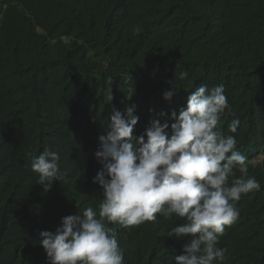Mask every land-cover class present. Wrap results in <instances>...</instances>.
Returning <instances> with one entry per match:
<instances>
[{"label":"trees","instance_id":"trees-1","mask_svg":"<svg viewBox=\"0 0 264 264\" xmlns=\"http://www.w3.org/2000/svg\"><path fill=\"white\" fill-rule=\"evenodd\" d=\"M220 84L231 111L217 128L236 137L261 189L234 202L239 216L213 264H264V0H0V264H50L39 233L98 211L94 153L114 109L133 106L134 135H142L153 113L179 114L191 91ZM46 149L60 155V178L47 192L31 167ZM184 222L157 214L106 226L125 264H175L191 237L169 231Z\"/></svg>","mask_w":264,"mask_h":264},{"label":"clouds","instance_id":"clouds-1","mask_svg":"<svg viewBox=\"0 0 264 264\" xmlns=\"http://www.w3.org/2000/svg\"><path fill=\"white\" fill-rule=\"evenodd\" d=\"M179 78L187 79L188 72H180ZM106 93L111 102L110 89ZM224 93L223 84L200 86L188 94L179 114L153 113L142 135H134L139 117L133 106L114 109L94 153L101 167L92 182L103 199L98 211L87 207L82 214L62 217L54 231L39 233L50 264H125L115 232L106 222L129 228L155 222L157 214L184 219L169 236L191 237L175 264L223 261L226 249L217 245L225 227L239 216L234 202L261 189L248 175L247 156L238 149L236 137L217 128L225 111H231ZM176 94L170 83L162 99L170 102ZM238 126L239 119H233L228 131L235 133ZM59 160L58 152L47 149L32 160L38 184L46 192L60 178ZM229 177H235L231 184Z\"/></svg>","mask_w":264,"mask_h":264}]
</instances>
